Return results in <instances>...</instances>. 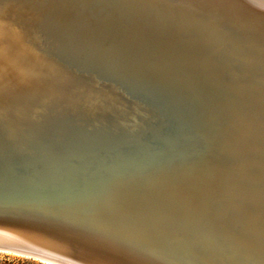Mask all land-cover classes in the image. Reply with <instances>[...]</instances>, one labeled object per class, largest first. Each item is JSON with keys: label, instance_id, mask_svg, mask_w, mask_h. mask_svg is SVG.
Returning a JSON list of instances; mask_svg holds the SVG:
<instances>
[{"label": "bare ground", "instance_id": "1", "mask_svg": "<svg viewBox=\"0 0 264 264\" xmlns=\"http://www.w3.org/2000/svg\"><path fill=\"white\" fill-rule=\"evenodd\" d=\"M0 237L264 264V0H0Z\"/></svg>", "mask_w": 264, "mask_h": 264}, {"label": "water", "instance_id": "2", "mask_svg": "<svg viewBox=\"0 0 264 264\" xmlns=\"http://www.w3.org/2000/svg\"><path fill=\"white\" fill-rule=\"evenodd\" d=\"M60 243H62L63 249H70L73 252L69 251L67 253L34 244H23L19 241L1 237L0 252L13 253L27 258L37 259L46 264H100L98 263L99 260L108 264H122L119 260L109 258V256L93 250L86 244L74 241L70 242L66 239L61 240Z\"/></svg>", "mask_w": 264, "mask_h": 264}, {"label": "rangeland", "instance_id": "3", "mask_svg": "<svg viewBox=\"0 0 264 264\" xmlns=\"http://www.w3.org/2000/svg\"><path fill=\"white\" fill-rule=\"evenodd\" d=\"M0 264H46L37 259L27 258L13 253L0 252Z\"/></svg>", "mask_w": 264, "mask_h": 264}]
</instances>
